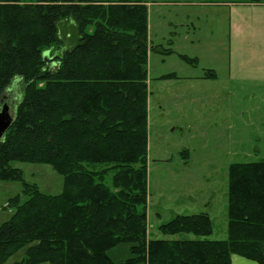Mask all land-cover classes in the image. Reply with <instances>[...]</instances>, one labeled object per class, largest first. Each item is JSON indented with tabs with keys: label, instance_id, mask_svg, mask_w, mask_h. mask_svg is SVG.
I'll list each match as a JSON object with an SVG mask.
<instances>
[{
	"label": "trees",
	"instance_id": "trees-1",
	"mask_svg": "<svg viewBox=\"0 0 264 264\" xmlns=\"http://www.w3.org/2000/svg\"><path fill=\"white\" fill-rule=\"evenodd\" d=\"M63 21L73 22L70 47ZM148 50L141 1L0 0V105L14 78L24 85L0 141V182H21L26 197L7 201L0 264L18 254L11 264H264V159L228 168L226 239L209 238L205 213L158 226L197 239L148 237ZM12 162L50 166L62 191L41 193ZM120 246L127 258L116 262L109 252Z\"/></svg>",
	"mask_w": 264,
	"mask_h": 264
},
{
	"label": "rangeland",
	"instance_id": "rangeland-1",
	"mask_svg": "<svg viewBox=\"0 0 264 264\" xmlns=\"http://www.w3.org/2000/svg\"><path fill=\"white\" fill-rule=\"evenodd\" d=\"M138 1L147 9L149 43L148 237L197 239L187 234L163 236L158 226L175 214L199 212L212 202V238L224 240L228 168L233 163L264 159V91L255 93L229 80L228 11L209 6L218 0ZM59 29L65 46L70 47L75 33L73 22L63 21ZM161 48L173 53L162 54ZM65 49L60 48L59 55ZM179 55L196 59L197 63L189 65ZM206 70L215 72V81L201 78ZM170 74L175 77L162 78ZM23 86L21 78L16 77L8 87L4 103L8 102L11 112L22 99ZM10 166L20 170L23 181L36 185L41 193L57 195L62 191V177L48 165L12 162ZM22 189L19 181L0 182V225L11 216L8 199L20 195L25 200ZM191 199L195 204L190 206ZM125 248L120 246L109 254L116 262L124 260ZM19 257L14 255L6 264Z\"/></svg>",
	"mask_w": 264,
	"mask_h": 264
},
{
	"label": "crops",
	"instance_id": "crops-1",
	"mask_svg": "<svg viewBox=\"0 0 264 264\" xmlns=\"http://www.w3.org/2000/svg\"><path fill=\"white\" fill-rule=\"evenodd\" d=\"M209 6L225 8L228 11V32L226 34L229 80L233 79L236 84L243 88L249 87L255 93L264 91V0H218V2L210 3ZM218 15L224 16L220 11ZM192 28L194 29V26ZM160 52L167 55L173 53L171 49L163 48L160 49ZM212 72L213 76L201 78L215 81L217 77L215 72ZM211 203L207 202L204 209L199 212L175 214L172 218L176 215L205 213L212 221V213H214L215 207L213 209ZM193 204H195V200L191 199L190 206ZM155 215L159 217L160 214L156 213ZM212 237L213 233L209 238L215 240ZM230 264L258 263L235 255L231 257Z\"/></svg>",
	"mask_w": 264,
	"mask_h": 264
},
{
	"label": "water",
	"instance_id": "water-1",
	"mask_svg": "<svg viewBox=\"0 0 264 264\" xmlns=\"http://www.w3.org/2000/svg\"><path fill=\"white\" fill-rule=\"evenodd\" d=\"M47 53L44 57H47ZM14 113L10 111L8 102L2 103L0 105V141L2 140L4 134L10 128L13 121Z\"/></svg>",
	"mask_w": 264,
	"mask_h": 264
}]
</instances>
